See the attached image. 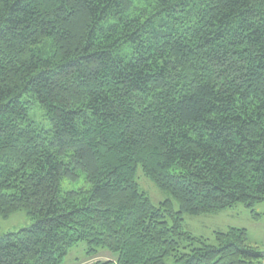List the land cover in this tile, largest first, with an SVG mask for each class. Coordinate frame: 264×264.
I'll list each match as a JSON object with an SVG mask.
<instances>
[{
    "label": "trees",
    "instance_id": "trees-1",
    "mask_svg": "<svg viewBox=\"0 0 264 264\" xmlns=\"http://www.w3.org/2000/svg\"><path fill=\"white\" fill-rule=\"evenodd\" d=\"M238 204H264V0H0V215L34 220L0 264H258L246 229H184Z\"/></svg>",
    "mask_w": 264,
    "mask_h": 264
},
{
    "label": "rangeland",
    "instance_id": "rangeland-1",
    "mask_svg": "<svg viewBox=\"0 0 264 264\" xmlns=\"http://www.w3.org/2000/svg\"><path fill=\"white\" fill-rule=\"evenodd\" d=\"M73 186L65 183L66 188H79L84 185V177ZM137 181L141 190L146 193L148 198L155 206L172 200L175 211H179V206L169 193L160 190L152 180L146 177L141 168L137 172ZM258 218H254L252 212L244 204H238L233 208L225 210L219 214L202 216H184V229L194 237L204 238L211 244L215 242V232L227 231L229 228L246 229L250 243L257 247L259 252L264 255V204L257 205L255 208ZM34 220L26 211H18L9 217L0 215V237L9 233H17L23 229L31 228ZM86 242L80 243L73 248L65 258L63 264H93L97 260H106L110 254L103 252L95 257L88 254ZM258 264H264V259Z\"/></svg>",
    "mask_w": 264,
    "mask_h": 264
},
{
    "label": "crops",
    "instance_id": "crops-1",
    "mask_svg": "<svg viewBox=\"0 0 264 264\" xmlns=\"http://www.w3.org/2000/svg\"><path fill=\"white\" fill-rule=\"evenodd\" d=\"M109 258H111V257H108L107 259H109Z\"/></svg>",
    "mask_w": 264,
    "mask_h": 264
}]
</instances>
